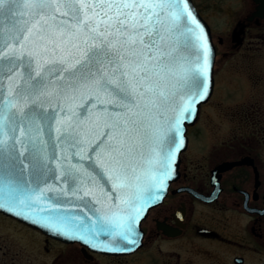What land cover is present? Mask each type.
Instances as JSON below:
<instances>
[{"label": "snow or ice", "instance_id": "obj_1", "mask_svg": "<svg viewBox=\"0 0 264 264\" xmlns=\"http://www.w3.org/2000/svg\"><path fill=\"white\" fill-rule=\"evenodd\" d=\"M216 55L193 0H0V210L95 250L142 246Z\"/></svg>", "mask_w": 264, "mask_h": 264}, {"label": "flooded vegetation", "instance_id": "obj_2", "mask_svg": "<svg viewBox=\"0 0 264 264\" xmlns=\"http://www.w3.org/2000/svg\"><path fill=\"white\" fill-rule=\"evenodd\" d=\"M234 5L235 19L222 5L214 17L221 25L223 17L225 23L232 21L229 42L217 44L210 25L217 57L221 45L228 48L224 55L264 46V0H236ZM188 136L179 177L142 222L144 243L134 253L109 255L63 242L0 213V264H28V250L34 264H264V131L235 132L210 152L202 134L196 142ZM246 193H252L250 201ZM181 207L178 218L174 212Z\"/></svg>", "mask_w": 264, "mask_h": 264}, {"label": "rangeland", "instance_id": "obj_3", "mask_svg": "<svg viewBox=\"0 0 264 264\" xmlns=\"http://www.w3.org/2000/svg\"><path fill=\"white\" fill-rule=\"evenodd\" d=\"M196 1L205 18L211 23L217 44L220 39L229 42L232 21L225 23L223 17L221 25L215 22L214 17L221 11L222 5L231 10L229 14L235 19L237 12L233 9L236 8V0ZM227 16L229 19L228 14ZM225 46L218 47L214 95L202 107L197 125L189 130L194 142L201 134L206 137L207 146L204 148L208 152L220 146L222 142L230 141L235 132L253 134L264 131V46L261 49L252 47V51L243 48L234 54L224 55L223 53L228 51ZM196 146L193 145L191 150H196ZM191 154L195 155L194 158L200 157V154ZM10 237L12 245H15L16 239ZM29 251H26L28 264H34L36 258L30 256Z\"/></svg>", "mask_w": 264, "mask_h": 264}, {"label": "water", "instance_id": "obj_4", "mask_svg": "<svg viewBox=\"0 0 264 264\" xmlns=\"http://www.w3.org/2000/svg\"><path fill=\"white\" fill-rule=\"evenodd\" d=\"M196 8V7H195ZM200 14V13H199ZM201 16V15H200ZM202 17V16H201ZM202 19H203V17H202ZM204 20V19H203ZM205 21V20H204ZM206 22V21H205ZM206 24H207V26L210 28V26L208 25V23L206 22ZM211 29V28H210ZM211 35H212V32H211ZM212 38H213V36H212ZM216 47V46H215ZM217 52V51H216ZM217 56V55H216ZM215 79V78H214ZM212 96H213V94L211 95V98H212ZM210 98V99H211ZM210 100H208L206 103H204V104H207L208 102H209ZM203 104V105H204ZM201 112V111H200ZM199 116H200V114H199ZM198 120H199V118H198ZM198 120L197 121H195V122H191V123H189L188 125H187V132H186V136H187V133H188V129H189V127H191V126H194L197 122H198ZM187 138H188V136H187ZM188 141H189V138H188ZM189 144V143H188ZM187 148H188V145H187ZM185 151H183L182 152V154L184 153ZM181 154V155H182ZM180 164H181V160H180V162H179V167H178V170H179V168H180ZM171 183L172 182H170V185H171ZM170 187V186H169ZM168 190H169V188L167 189V192L165 193V195H164V198L166 197V195H167V193H168ZM164 200V199H163ZM162 200V201H163ZM162 201H160V202H158L157 204H155V205H153L152 207H150L149 208V210H148V214H149V211L154 207V206H156V205H158V204H160ZM0 212L1 213H4V214H6V215H8V216H11V217H13V218H15V219H17V220H19V221H21V222H23V223H25V224H27V225H29V226H31V227H33V228H36V229H38V230H40V231H42L44 234H46V235H49V236H51V237H53V238H55V239H58V240H61V241H64V242H67V243H80V244H82V245H85V246H87L86 244H84V243H82V242H80V241H78V240H70V239H66V238H63V237H60V236H57V235H55V234H53V233H50V232H48L47 230H45V229H42L40 226H37V225H34V224H31V223H28V222H26V221H24V220H22V219H20V218H17L16 216H14V215H12V214H10V213H7L6 211H2V210H0ZM148 214L144 217V219L141 221V224H142V222L147 218V216H148ZM143 231V230H142ZM89 247V246H88ZM91 248V247H90ZM138 249V248H137ZM136 249V250H137ZM95 250V249H94ZM135 250V251H136ZM96 251H98V252H101V253H105V254H112V255H124V254H130V253H133V252H135V251H130V252H111V251H102V250H96Z\"/></svg>", "mask_w": 264, "mask_h": 264}]
</instances>
